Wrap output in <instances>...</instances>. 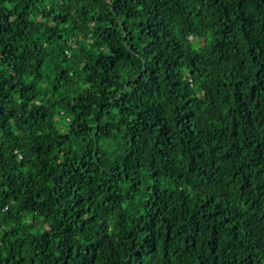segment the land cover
Returning <instances> with one entry per match:
<instances>
[{
    "label": "trees",
    "instance_id": "1",
    "mask_svg": "<svg viewBox=\"0 0 264 264\" xmlns=\"http://www.w3.org/2000/svg\"><path fill=\"white\" fill-rule=\"evenodd\" d=\"M0 264H264V0H0Z\"/></svg>",
    "mask_w": 264,
    "mask_h": 264
}]
</instances>
